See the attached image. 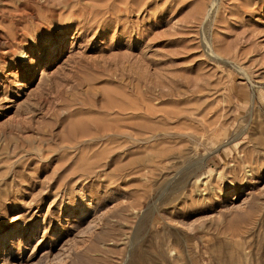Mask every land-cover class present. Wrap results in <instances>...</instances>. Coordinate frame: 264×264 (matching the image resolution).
Segmentation results:
<instances>
[{
	"label": "rangeland",
	"instance_id": "rangeland-1",
	"mask_svg": "<svg viewBox=\"0 0 264 264\" xmlns=\"http://www.w3.org/2000/svg\"><path fill=\"white\" fill-rule=\"evenodd\" d=\"M0 264H264V0H0Z\"/></svg>",
	"mask_w": 264,
	"mask_h": 264
},
{
	"label": "bare ground",
	"instance_id": "bare-ground-1",
	"mask_svg": "<svg viewBox=\"0 0 264 264\" xmlns=\"http://www.w3.org/2000/svg\"><path fill=\"white\" fill-rule=\"evenodd\" d=\"M211 53V52H210ZM215 57V59H217L218 58V56H214ZM148 110V109H147ZM119 111V110H118ZM109 127V126H108ZM7 239H5V243H7ZM6 248V247H5ZM4 249V248H3Z\"/></svg>",
	"mask_w": 264,
	"mask_h": 264
}]
</instances>
